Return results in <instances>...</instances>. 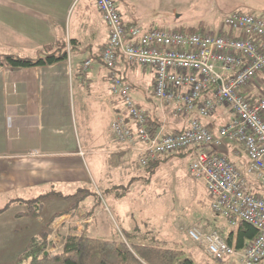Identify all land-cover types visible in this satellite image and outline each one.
Listing matches in <instances>:
<instances>
[{
  "label": "crops",
  "instance_id": "0c3cea01",
  "mask_svg": "<svg viewBox=\"0 0 264 264\" xmlns=\"http://www.w3.org/2000/svg\"><path fill=\"white\" fill-rule=\"evenodd\" d=\"M215 3L223 19L235 12L264 19V0ZM127 6L124 14L118 8L123 22L139 26L132 6ZM220 29L221 24L214 30ZM108 38L95 0H0V55L37 58L45 55L46 48H70L68 59L54 65L0 70V209L13 199L29 200L52 193L46 198L45 208L50 206L53 211L56 199L67 200L92 181L96 185V177L103 174L104 167L111 166L112 175L123 182L128 167L133 166L128 162L134 154L126 152L111 131L114 119L127 115L122 103L111 94L108 71L100 58ZM88 59L93 60V65L83 73L82 65ZM135 68L121 58L117 70L131 84L132 96L149 116L148 120L165 125L168 133L182 132L188 119L169 114L168 120H163L156 97L130 82L146 80L134 74ZM152 94L155 96L154 90ZM217 111L201 120L215 132L233 118ZM226 148L230 145L224 143L215 150L228 156ZM183 154L191 159L194 156L191 151ZM109 156L118 162L103 164ZM136 159L139 162V155ZM112 188L125 189L123 185ZM55 192L61 196L54 195ZM15 205L0 216V264L14 263L29 241L39 237L38 224L67 209H56L36 220L15 218V212L26 210L21 203ZM69 215L75 217L77 212ZM73 228L69 225L66 235ZM76 232L80 234L82 229L76 227Z\"/></svg>",
  "mask_w": 264,
  "mask_h": 264
},
{
  "label": "built area",
  "instance_id": "2783aa9c",
  "mask_svg": "<svg viewBox=\"0 0 264 264\" xmlns=\"http://www.w3.org/2000/svg\"><path fill=\"white\" fill-rule=\"evenodd\" d=\"M95 3L109 34L101 58L111 94L122 103L129 121L115 118L113 136L126 152L139 155L143 167L162 157L193 152L189 172L204 181L211 208L232 226L251 224L258 236L241 251L217 231L202 234L192 228L189 236L204 242L208 254L221 264H264V19L235 12L223 19L218 32L145 31L123 22L115 0ZM121 58L154 70V95L167 109L164 120L167 113L187 118L182 132L168 133L165 125L155 132L148 129L146 112L134 100L131 84L118 73ZM92 65L93 60H86L82 72ZM222 106L233 118L215 132L201 120ZM224 143L243 151V169L228 156L213 153Z\"/></svg>",
  "mask_w": 264,
  "mask_h": 264
},
{
  "label": "rangeland",
  "instance_id": "374dc122",
  "mask_svg": "<svg viewBox=\"0 0 264 264\" xmlns=\"http://www.w3.org/2000/svg\"><path fill=\"white\" fill-rule=\"evenodd\" d=\"M115 1L122 13L126 12L127 5L132 6L136 22L146 31L158 28L168 31L176 29L194 31L206 28V31L217 32L214 29L222 23L224 17L218 11L215 0ZM146 70L149 71L147 75ZM134 74L142 78L145 77L146 80L138 81L129 78L130 82H135L136 85L143 87L155 99L152 94L155 85L153 83L154 70L136 66ZM161 110V117L164 120L163 112H167V109L161 107ZM217 112L220 115L229 113V116L233 117L232 111L226 106L220 107ZM165 120H168V116ZM224 152L229 154L230 159L242 169L245 167L247 160L238 146H230ZM236 152H239V155H236ZM135 155L138 158L137 154L130 156L128 163H133V166L130 164L128 167V174L124 175L122 183L112 175L114 169L110 168L111 166L104 167L103 174L96 177L98 179V182L95 181L96 185H99L96 186L92 181L89 185L83 186L84 189H80L81 192L79 191L78 194L74 192L73 196H69L70 198L66 197L67 200L56 199L57 202L53 205L54 210L67 208L64 210L65 212L58 211L57 214L49 215L50 218L45 220L46 222L38 224L39 237L44 232L48 233L47 251L51 254L59 252L64 245V237L69 225H74L75 228L82 229L81 233L97 238L108 240L122 238L125 240L126 236L130 239L128 246H131L132 242L143 243L154 238L157 243H165L169 247L184 250L196 264H221L208 254L204 242L193 240L189 236V232L192 228H198L202 234L217 231L225 240H228L232 232L237 236L238 229L237 226H232L227 218L218 215L211 208L204 181L195 178L189 172V165L193 158L191 159V156L186 154L162 157L165 161L151 171L148 167L141 166ZM115 162L118 161L109 156L105 158L103 164L108 166ZM120 185H123L125 189L112 188ZM94 197L97 199L94 200ZM14 200L16 199L9 201V208L0 216L9 211L11 207H15V204H20L19 201ZM86 200H90V202H85ZM95 201L99 205L96 203L92 206ZM75 203L80 205L75 209L77 215L72 217L69 215L72 213L67 210L72 208ZM1 204L2 202H0V206ZM53 211L49 206L39 217L23 215L26 210L15 212L14 217L37 220L47 216L46 214L49 212L53 213ZM78 213H81L82 216ZM58 223L60 227L56 228L54 225ZM34 225L32 226L34 227ZM49 236H52L51 239H48ZM29 242L31 243V241ZM25 251L20 253L12 264H18L20 256ZM233 262L236 264L235 260ZM6 263L10 264V262ZM227 263L228 261L224 264Z\"/></svg>",
  "mask_w": 264,
  "mask_h": 264
},
{
  "label": "trees",
  "instance_id": "16d2710c",
  "mask_svg": "<svg viewBox=\"0 0 264 264\" xmlns=\"http://www.w3.org/2000/svg\"><path fill=\"white\" fill-rule=\"evenodd\" d=\"M69 53L65 46H58L56 49L46 48L45 55L37 58L5 54L0 56V70L3 68L20 70L50 66L66 61ZM147 127L151 132H155L160 128V125L155 120L149 119ZM213 153L215 154L217 151L213 149ZM179 155H183V153H179ZM163 161H165L163 158L152 161L148 168L151 171L155 170ZM250 184H253L252 180H250ZM255 192L258 193V190ZM50 194L52 193L29 200L16 199L14 201H19L25 205L26 212L23 215L39 217L43 214L45 200ZM54 195L61 196V193L55 192ZM79 205V203H75L67 212L74 214ZM8 208L9 204L0 209V214ZM237 229V236L232 232L226 241L237 251H241L256 239L258 231L247 222H240ZM47 236L48 233L44 232L40 237L33 239L25 253L20 256L18 264H196L192 258L186 255L184 250L169 247L165 243H157L154 238L143 243L132 242L131 246H128L130 239L126 236L125 240L122 238L108 240L85 233L79 234L76 232V228H73L72 233L64 237L62 249L51 254L47 251Z\"/></svg>",
  "mask_w": 264,
  "mask_h": 264
}]
</instances>
